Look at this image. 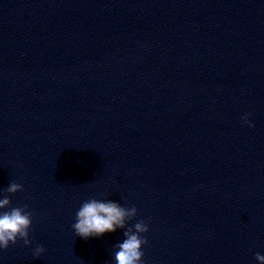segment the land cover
<instances>
[{
    "label": "water",
    "instance_id": "1",
    "mask_svg": "<svg viewBox=\"0 0 264 264\" xmlns=\"http://www.w3.org/2000/svg\"><path fill=\"white\" fill-rule=\"evenodd\" d=\"M4 197L0 264H116L141 220L146 264H261L264 0H0ZM92 198L136 212L84 239Z\"/></svg>",
    "mask_w": 264,
    "mask_h": 264
},
{
    "label": "clouds",
    "instance_id": "2",
    "mask_svg": "<svg viewBox=\"0 0 264 264\" xmlns=\"http://www.w3.org/2000/svg\"><path fill=\"white\" fill-rule=\"evenodd\" d=\"M251 113H245L242 117L249 126H254L248 119ZM23 185L11 183L6 189L14 192L21 189ZM8 197L0 199V209L9 205ZM136 208L126 209L119 202L113 200H98L95 198L84 200L75 212V220L71 225L75 235L88 239L99 237L106 232H114L117 228H124L126 220L133 216ZM32 224V213L23 207H13L0 211V250L7 249L22 239L25 245L32 243L29 237V229ZM149 225L144 220L135 223L134 229L128 227L124 232L126 237L118 244V251L115 253L116 264H146L143 260L144 252L142 246L147 239L142 233L147 232ZM45 251L43 245L37 244L33 249V255L40 257ZM256 259L264 264V254L256 253Z\"/></svg>",
    "mask_w": 264,
    "mask_h": 264
}]
</instances>
